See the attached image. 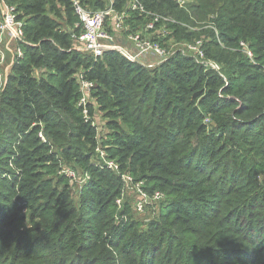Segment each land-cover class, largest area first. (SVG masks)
Here are the masks:
<instances>
[{
  "label": "trees",
  "instance_id": "1",
  "mask_svg": "<svg viewBox=\"0 0 264 264\" xmlns=\"http://www.w3.org/2000/svg\"><path fill=\"white\" fill-rule=\"evenodd\" d=\"M137 1L148 18L130 13L131 32L143 17L170 18L158 42L200 39L224 78L179 52L151 71L115 51L87 58L73 48L81 28L70 0H8L25 44L0 83V264H264V0ZM80 72L106 111L101 144L77 106ZM97 146L164 196L156 218L117 208L122 181ZM70 162L89 177L76 206L58 175Z\"/></svg>",
  "mask_w": 264,
  "mask_h": 264
},
{
  "label": "built area",
  "instance_id": "2",
  "mask_svg": "<svg viewBox=\"0 0 264 264\" xmlns=\"http://www.w3.org/2000/svg\"><path fill=\"white\" fill-rule=\"evenodd\" d=\"M179 6H183L184 2L181 0H175ZM74 14L78 18L77 27L81 28V32L78 36L74 37L79 44H81L88 54V57L92 59H98L103 56L107 51H115L127 60L137 63L141 66H144V62L140 61L142 58L146 59L152 56L161 60V63H164L165 60V44L166 43H154L151 39L146 38L149 33H158L165 34L161 41L166 40L171 31L167 28V25L164 22H171L170 18H165L160 15L152 16L149 19L148 13H146L138 3L137 0H127V4L124 7L125 9L120 13L115 12L113 5L115 0H109V5L105 10L90 11L85 8L80 0H70ZM139 12L145 14L147 17H143L146 20L145 25H142L140 29L133 33L129 28L128 23L125 20L129 19L130 13ZM112 19L111 31L107 29L106 23ZM159 24V26H157ZM23 26L24 21L18 19L16 6L12 5L8 0H0V61H4V44L3 41L8 39L12 44H14L15 51V62L22 59V45L25 44L24 35H23ZM131 32V33H127ZM125 39V40H124ZM121 42L120 44L117 42ZM191 44V43H190ZM240 48L242 53L252 62V53L244 43H240ZM189 49L194 51L197 59L202 60V65L206 70H213L217 72L222 78L224 76L221 74L220 66L210 60L206 59L204 52L202 50V44L200 41H194ZM135 50V54L130 52ZM133 55V57L131 55ZM146 65V64H145ZM77 83L79 85L80 98L78 100L77 106L82 110L84 122L91 123V126L94 127L91 118L88 115V104H89V94L92 88L94 87L93 83L86 80L83 73L80 72L77 76ZM95 128V127H94ZM97 139V137H96ZM96 153L99 155V159L102 162V166L108 170L113 169L114 162L106 158L105 151L98 146L96 148ZM116 166V165H115ZM61 169V168H60ZM59 169V170H60ZM117 169V166H116ZM60 175H63L67 178L70 184H75L78 186L79 192L82 190L83 186L89 180L87 174L79 176L72 169H62L59 172ZM128 181L132 184V178L128 175ZM134 189L138 192H141V184L136 183ZM146 198V195H142L139 203L135 207V211L138 214H142L145 211V205L142 201Z\"/></svg>",
  "mask_w": 264,
  "mask_h": 264
},
{
  "label": "rangeland",
  "instance_id": "3",
  "mask_svg": "<svg viewBox=\"0 0 264 264\" xmlns=\"http://www.w3.org/2000/svg\"><path fill=\"white\" fill-rule=\"evenodd\" d=\"M181 1H183L184 3L185 2H187V3L191 2V0H181ZM106 2H107V0H106ZM107 4L109 5V0H108ZM109 26H110V23H109ZM135 26H137V25H135ZM133 33H135V32H133ZM164 36H166V35L165 34H158V33H149V35H147L146 38L151 39L154 43H158V40H161ZM197 40H200V39L196 38L194 41H197ZM194 41H192V43ZM117 43L120 44L121 42L118 41ZM3 44H4V61L3 62L0 61V83L2 85L6 82V79L8 78V76L10 74H12L13 65L16 63L15 62V51H14L15 46H14V44H12L8 39H5L3 41ZM191 44L189 42H186V43L185 42H178V43H176L174 40H169L168 42H166V46L164 49L166 52H165V56L163 57V59L165 60L169 56L167 58V60H168L174 53L179 52L181 54H184V56L190 57L194 61L195 64L202 66L204 69V66L202 65V60L197 59L194 51L189 49V46ZM73 48L75 50H77L78 52H80L81 55L88 58V54L85 52L83 46L81 44H79L76 40L73 42ZM130 53L135 54L136 52H135V50H133ZM131 56L133 57V55H131ZM207 59L208 58L206 57L205 60H207ZM140 61H147V62L143 63L144 64L143 67L148 69L149 71L157 69L158 67H160L162 64H164L166 62L165 61L164 63H161V60L154 57V56H152L151 58L148 57L147 59H146V57L142 58ZM40 74L41 73L38 70H36L34 72L35 77H39ZM90 95H91V91L89 94V104H94V112H95L94 113L95 116L92 119V123L94 124L95 130H96L97 143L101 144V142L98 140V138L103 140L104 138H106V134H107V130L105 128V124H106L105 122H107V121L104 120V118H105L104 116H105L106 111L100 109L99 106L95 103V100L93 98H91ZM39 137L41 138L42 141L46 140L45 136L42 133H39ZM56 149L60 153V149L58 147ZM0 158H2V157H0ZM114 164L117 166V169H116V166L113 165V169L109 170V171H111L113 174L118 176L120 178V180L122 181L121 196L115 202L117 205V208L120 210L122 208L123 203L126 202L130 208L129 209L130 214L134 218L141 220V221H139V223H145L151 219L156 218L158 210H159L158 207H160V205L165 200L164 196L160 192L147 193L141 182L132 180V184H130L128 181L129 177H127L128 174L120 172L118 164H116L115 162H114ZM60 168L61 169L59 170V172L62 169L64 170V169L69 168V169L74 170L79 176L83 175L82 174L83 170L75 162L62 164V166ZM8 169L11 170L12 173L17 172L14 169H12L11 166H9ZM59 172H58V175L63 176V175H60ZM11 178H12V174H11ZM263 179H264V177L260 176L258 181L262 182ZM66 182H67V185L69 186V190H70V193L72 195L71 199L74 202V205L76 206V201H78V196L80 194L78 186L75 184H70V182L67 178H66ZM136 183L141 184V192H138L134 189V186ZM58 188L62 189L61 184L58 185ZM143 194L146 195V198L142 200L144 202V205H145V211L142 214H138L135 211V207L139 203ZM23 213H26V210H23ZM144 228H145V225L141 224V229H144Z\"/></svg>",
  "mask_w": 264,
  "mask_h": 264
}]
</instances>
